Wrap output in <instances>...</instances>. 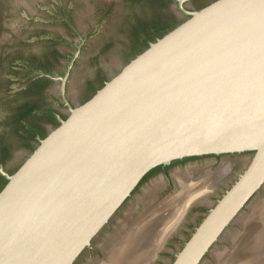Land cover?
<instances>
[{
    "label": "water",
    "instance_id": "obj_1",
    "mask_svg": "<svg viewBox=\"0 0 264 264\" xmlns=\"http://www.w3.org/2000/svg\"><path fill=\"white\" fill-rule=\"evenodd\" d=\"M180 7L187 17L69 107L12 173L0 166V264H72L151 167L251 152L169 263L207 264L263 189L264 0Z\"/></svg>",
    "mask_w": 264,
    "mask_h": 264
},
{
    "label": "flooded vegetation",
    "instance_id": "obj_2",
    "mask_svg": "<svg viewBox=\"0 0 264 264\" xmlns=\"http://www.w3.org/2000/svg\"><path fill=\"white\" fill-rule=\"evenodd\" d=\"M38 1L0 0L1 41V30L3 31L5 29H9L10 27L7 26L8 21L10 18L11 20H14L12 14L13 11H15L16 15L19 13L27 14L32 21V19H35L38 16L31 12L28 6H30V4H35ZM88 1L89 0H64V3L60 1L55 4V6H53L54 8L51 7L49 9L48 6L50 14L49 17L47 16V19L59 23V27H53L49 25L39 26L37 24L32 25V23L31 27L33 31L29 30L27 32L28 34H25V38L18 37V39L14 41L15 44L24 41L28 48H35V46L37 47V50L33 53H30V55L24 54L23 56L19 57L20 64L24 69V71L21 73L22 75H20L19 78L17 76L14 77V75L17 73L16 70H14L13 73L8 74L9 70L11 71V69H15L14 63L17 61V59H6V57L2 55V44L0 41V105L1 103L7 102L12 95L25 91L27 87L32 85L33 82L37 81L39 78H47L50 82L48 85L38 84V88H40L37 95V104L40 106L39 110L47 109L55 121L59 122V119L63 118V115H67L69 107H74L77 104L83 102L82 99L74 101L66 92V87L69 84V78L73 75V71L82 61V49L85 47V45H87V43L90 42L91 39V28H89V30L88 28L84 30L85 28L80 26L79 23H81V20L78 18L81 17V10L84 8V5H87ZM132 1L134 0H90V2L93 4L92 10L98 11L99 13L106 12V14L110 16L108 19L109 22L111 19L116 20L117 17L124 13L126 6H128V4ZM165 1L169 2L168 5H166L170 10L171 18L174 20L168 26V30L187 17V14L180 6L187 10L197 9L198 7L190 5L188 2L191 0H184L182 1L181 5L179 4L178 0ZM170 2L172 5L169 6ZM84 26L86 27V25ZM100 34H102V32ZM123 60L119 62L118 67H115L110 72L104 73L103 70H98L96 72V78L99 81L103 80V78L107 80L120 68L122 64L125 63ZM65 73L66 77L63 82V90H60V79L53 77L64 76ZM105 80H103V83ZM89 85L92 89V85L90 83ZM4 94H7V98H4ZM4 113L6 112L0 110V116ZM44 114L45 115H42L41 119L44 126V131L47 133L49 129L53 128L54 126L52 122L47 120V113ZM33 138L34 140L32 141V144L36 146L38 139L41 137L36 134ZM28 153L29 151L24 147H17L9 150L7 154L0 158V166L6 173L10 174L20 165ZM243 155L246 157L244 164L239 169L234 170L236 166V159ZM251 155V152L247 151L190 155L172 158L168 162L159 163L151 167L141 176V178H139L128 196H126L123 202L116 208L114 213L108 217L107 221L98 230V232L94 234L90 241V245L85 247L78 254L72 264H79L87 258L93 259L98 264H104L107 260V254L105 253V245L102 246L101 244V241L103 240L102 238L105 236V239L108 238L109 240V238L113 237L117 231L121 230L122 232L125 230V228L129 229L131 225L138 223L141 218L140 211L147 212L148 210L162 209V207L159 208V206L179 191L176 182L178 181V178H180V176H178L176 173L178 169L181 168L182 170H187L191 162L207 160L208 167L206 169H204L198 175L194 176L190 174L186 177V179H184L185 182H188V184L191 183L194 185L197 182V179L191 180L192 178L198 177L207 169H220L222 167L221 165L226 163L225 165H228L227 173L222 180L213 183V186H211V191L205 193L202 199L191 201L190 204L181 211V213L178 210V213H180L179 216L176 217L175 215H170L165 218V222L168 223L172 221L173 225L172 229L168 231L161 240V245L159 248L165 246V244H168V242L170 247L164 248L163 251H165L167 258L161 260L162 262L160 264H169L174 259L177 251L182 247L184 242L188 239L194 229L207 214L212 205L215 204L217 199L220 198L224 191L244 170L251 158ZM0 178L6 179L1 173ZM149 187L153 190L154 197H152L150 203L148 202L145 204L142 195L146 194V190ZM259 193H262V190H260ZM261 197L262 196H260V199ZM148 205L150 206L148 207ZM247 209L248 208H245V211H247ZM123 223L126 226L124 229L120 228ZM234 225L238 226V224L235 223L230 225V227H235ZM104 241L105 240H103V242ZM218 243L219 242H217V244ZM149 256L152 257V254ZM209 257L210 255L206 253L205 258ZM199 264H202V262ZM261 264H264V262H261Z\"/></svg>",
    "mask_w": 264,
    "mask_h": 264
},
{
    "label": "rangeland",
    "instance_id": "obj_3",
    "mask_svg": "<svg viewBox=\"0 0 264 264\" xmlns=\"http://www.w3.org/2000/svg\"><path fill=\"white\" fill-rule=\"evenodd\" d=\"M38 1V0H37ZM64 3V0H39L35 4H30L29 9L31 12L35 13L38 17L35 19L30 20V17L27 14L24 13H17L15 14V11H13V18L14 20L10 18V20L7 23V26H9V29L1 30L2 36H1V50L2 55L6 57V59H13L16 58L17 61L14 63V68L11 69V71H8V74H11L16 70V74L18 78L21 73L24 71L23 67L20 64L19 57L23 56L24 54L30 55V53H33L37 50V47L35 46L32 48H28L26 46V43L24 41L20 43H14L16 39L19 38H25V34H28L27 32L29 30H32V25H39V26H53V27H59V23L53 22L50 19H47V16L49 17V9L58 2ZM211 0H191L188 3L192 6H198L197 8L201 7L203 4L208 3ZM165 5H168V1L163 2ZM172 5L170 2L169 6ZM49 6V9H48ZM93 4L90 2V0L87 2V5H84V8L81 10V17H78L79 20H81L80 26L85 28L86 30L88 28H91V39L90 42L85 45V47L82 49V61L77 65L76 69L73 71V75L69 78V84L66 87V92L74 101H78L82 99L86 94H88L91 91V87L89 83L92 85V87L96 86L99 82V80L96 78V72L98 70H103L104 73L112 71L115 67L119 66V62H121L124 57L127 55L128 47H129V39L124 35V33L120 32V30L117 29L114 31L115 23L117 24V21L119 22V17H117L116 20L111 19L110 22L108 21L109 15L104 13H99L98 11L92 10ZM87 8V9H86ZM125 8V7H124ZM122 15V14H121ZM46 16V17H44ZM49 20V21H48ZM108 21V22H107ZM31 22V23H30ZM4 23V22H3ZM6 24V23H5ZM86 25V27L84 26ZM95 30V32H94ZM98 30V31H97ZM102 32V34H100ZM114 32V33H113ZM20 41V40H18ZM105 75V74H104ZM9 80V79H8ZM7 94H4V98ZM246 157L245 155L240 156V158L236 159V166L234 170L239 169L245 161ZM231 160V159H229ZM228 160V161H229ZM189 168L187 170H182L181 168L176 171L178 176H180L181 179H186V177L190 174L192 175H198L201 173L204 169L208 167V161L202 160L197 162H191L189 164ZM186 185V184H185ZM195 188V187H194ZM263 193L256 194L255 196H262ZM153 190L149 187L146 190V194H143V201L145 204L152 200L153 196ZM254 196V197H255ZM181 201H177V209L180 205ZM150 205H148L149 207ZM167 205L162 209H154V210H148L147 212L140 211V217L142 218L143 215H145L143 218L149 217L154 215L155 213H160L161 220L163 225H166L165 222L168 216L170 215H176L174 212L167 211ZM151 212V213H150ZM150 213V214H149ZM178 213V212H177ZM249 215V214H246ZM140 218V219H141ZM240 227L241 229L236 231V234L242 233L244 227L241 223ZM163 225L160 226V229L157 234H153V240L151 244L149 245L152 250L157 246L158 239L161 237V234L165 230ZM236 228H239V226L234 225ZM229 229H233L232 226L228 227ZM234 231V230H233ZM116 235V233H115ZM114 235V236H115ZM152 235V233L150 234ZM108 236V235H107ZM113 237H110L109 240H112ZM105 240L101 241L102 246H104L108 240L105 239V236L102 238ZM103 242V243H102ZM97 244V242H96ZM230 244V246H229ZM225 246L228 249H231V243L230 242H219L217 244L218 250H224L222 247ZM169 242L168 244H165V246L157 249L153 252V255L151 258H149L148 264H160L162 261L167 258L164 248H169ZM152 250L149 253L152 254ZM215 250V251H218ZM227 250V249H226ZM149 257V256H148ZM214 258V256H213ZM211 258H205V261L207 264H214V260ZM261 262H264L263 256L259 264ZM106 263V262H105ZM79 264H98L93 259H86ZM216 264V263H215Z\"/></svg>",
    "mask_w": 264,
    "mask_h": 264
},
{
    "label": "bare ground",
    "instance_id": "obj_4",
    "mask_svg": "<svg viewBox=\"0 0 264 264\" xmlns=\"http://www.w3.org/2000/svg\"><path fill=\"white\" fill-rule=\"evenodd\" d=\"M225 164H222V167H219L220 169H207L198 177L192 178L191 180L197 179L194 185L178 178L176 182L179 191L163 202L159 208L167 205V211L177 214L179 211L181 213L186 202L202 199L205 193L211 191L213 183L222 180L227 173L228 165ZM262 193L261 199L259 196H255L248 203L247 211L237 217L236 223L239 228L227 230L222 236L225 241L231 243V249L226 248V250L224 248V250L218 251L212 249L211 254L212 257L214 256L213 260L216 264L260 263L264 254V184ZM177 201H181L178 209ZM180 213L175 216H179ZM143 217L139 222L137 221L138 223L131 225L129 229H126L123 223L120 228H125V230L122 232L121 230L117 231L114 238L107 241L105 244L107 260L104 264H145L149 262V258H151L149 253L152 250L149 245L153 240V234H157L160 226L165 223L162 222L160 213L149 215L146 218ZM239 223L243 225L244 229L242 233L236 234L235 232L241 229ZM172 225V221L163 225L165 230L158 239L157 246L152 250V255L156 248L160 246V239L172 229ZM151 233L152 235H150Z\"/></svg>",
    "mask_w": 264,
    "mask_h": 264
},
{
    "label": "trees",
    "instance_id": "obj_5",
    "mask_svg": "<svg viewBox=\"0 0 264 264\" xmlns=\"http://www.w3.org/2000/svg\"><path fill=\"white\" fill-rule=\"evenodd\" d=\"M163 2L165 0H134L126 6L114 28L116 31L117 27L129 39L128 52L123 62L128 61L146 47L149 41L168 30V26L174 20L171 18L169 8ZM103 80L99 81L98 85L82 98V101L91 96L102 85ZM49 83L47 78H39L25 91L12 95L8 101L6 100L7 102L1 103L0 110L6 113L0 116V158L17 147H24L29 152L35 147L32 144L34 135L43 137L46 134L41 119L44 113H47L46 118L53 126L58 125L59 122L54 120L50 112L47 109L39 110L40 106L37 104L40 90L38 84ZM65 116L63 115V118ZM5 182L6 179L0 178V188Z\"/></svg>",
    "mask_w": 264,
    "mask_h": 264
}]
</instances>
